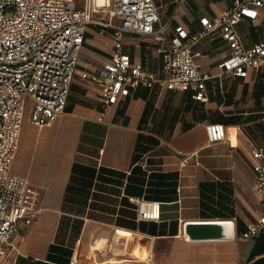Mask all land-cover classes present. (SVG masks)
<instances>
[{
    "label": "crops",
    "instance_id": "crops-1",
    "mask_svg": "<svg viewBox=\"0 0 264 264\" xmlns=\"http://www.w3.org/2000/svg\"><path fill=\"white\" fill-rule=\"evenodd\" d=\"M155 1L159 25L170 22L171 32L178 25L196 32L202 16L216 17L231 5ZM112 4L95 0L94 17L106 20ZM91 22L96 29L86 30L82 65L64 111L52 124L38 126L30 121L33 102L27 100L11 171L40 188L44 210L35 222L20 223L0 264H69L84 250L100 255L112 248L120 258L98 264L145 258L151 264H264V232L243 236L264 212L250 154L252 146L264 145V67L247 77L223 75L221 62L230 49L215 32L195 46L203 71L213 75L206 81L207 100L193 98V90L156 84L132 87L117 103L106 104L99 85L80 72L101 68L117 41L111 27ZM237 29L247 46L264 39V6L257 18L244 16ZM122 42L134 59L160 70L152 35L125 32ZM215 77L221 78L218 88ZM216 121L225 124L227 138L210 142L206 124ZM129 195L159 201L161 218L138 220ZM213 219H232L234 238L187 239L186 222ZM131 244L142 254L129 253ZM127 254L135 259L121 257Z\"/></svg>",
    "mask_w": 264,
    "mask_h": 264
},
{
    "label": "built area",
    "instance_id": "built-area-1",
    "mask_svg": "<svg viewBox=\"0 0 264 264\" xmlns=\"http://www.w3.org/2000/svg\"><path fill=\"white\" fill-rule=\"evenodd\" d=\"M216 17H201L203 27L190 32L183 25L171 32V23L160 24L155 0H113L106 20L94 17L95 0H0V254L5 255L10 238L21 222H35L44 210L42 191L25 177L11 171L17 154L28 98L32 99L30 121L52 124L64 111L72 79L80 62L87 22L113 29L116 48L108 62L97 70H82L81 76L99 85L106 104H114L132 87L193 90V98L208 99L206 81L195 46L219 32L229 52L221 62L222 74L247 77L264 67V39L247 46L237 29L244 17L257 18L264 0H230ZM125 32L149 34L157 42L162 67L153 71L122 48ZM210 142L227 138L224 123L208 122ZM257 191L264 194V145L250 149ZM137 219L159 220L161 203L129 195ZM264 232V212L248 224L243 236ZM77 255L69 264H78Z\"/></svg>",
    "mask_w": 264,
    "mask_h": 264
},
{
    "label": "water",
    "instance_id": "water-1",
    "mask_svg": "<svg viewBox=\"0 0 264 264\" xmlns=\"http://www.w3.org/2000/svg\"><path fill=\"white\" fill-rule=\"evenodd\" d=\"M184 232L187 239H232L235 236L232 219L195 220L186 222Z\"/></svg>",
    "mask_w": 264,
    "mask_h": 264
},
{
    "label": "rangeland",
    "instance_id": "rangeland-1",
    "mask_svg": "<svg viewBox=\"0 0 264 264\" xmlns=\"http://www.w3.org/2000/svg\"><path fill=\"white\" fill-rule=\"evenodd\" d=\"M86 27L90 31H95V29H96L95 28V24L93 22H87ZM80 57H81V55H80ZM156 60H157V62L161 61V59H159V58H157ZM81 65H82L81 63H78L77 67L81 66ZM158 65H159V63H158ZM211 81H212V83H213L215 88H218L221 85V78L220 77H215V78L211 79ZM113 244L114 243L112 242V244H111V246L109 248H112ZM102 246H103L102 249H104L105 245L102 244ZM131 248H132V244L129 246V249H131ZM82 252H83L82 255H80V254L78 255L80 264H83L85 262V260L88 261L87 262L88 264H98L99 261H101L103 259L107 260L106 258H108V257H110V258H112V257L120 258V255L114 254L113 248L112 249H108V251L102 252L100 255L98 254V252H95L94 249L93 250L89 249L87 251L84 250ZM121 257H127L128 259H130V258L135 259L134 256L132 257V254H130V255L128 254V256H121ZM148 259L149 258H145L144 260H141V261L134 260L135 262L134 261L130 262L129 260H127V261L132 263V264L133 263L151 264L150 260H148ZM106 264H125V261H123V262H113L112 261V262H108Z\"/></svg>",
    "mask_w": 264,
    "mask_h": 264
},
{
    "label": "bare ground",
    "instance_id": "bare-ground-1",
    "mask_svg": "<svg viewBox=\"0 0 264 264\" xmlns=\"http://www.w3.org/2000/svg\"><path fill=\"white\" fill-rule=\"evenodd\" d=\"M125 250V249H124ZM127 250V249H126ZM128 251H129V253H132V254H135L136 253V255H139V254H142V253H140V252H137V251H134V250H131V249H129L128 248ZM128 255V254H127ZM130 255V254H129ZM142 256V255H141ZM140 256V257H141ZM139 258V257H138Z\"/></svg>",
    "mask_w": 264,
    "mask_h": 264
},
{
    "label": "trees",
    "instance_id": "trees-1",
    "mask_svg": "<svg viewBox=\"0 0 264 264\" xmlns=\"http://www.w3.org/2000/svg\"><path fill=\"white\" fill-rule=\"evenodd\" d=\"M61 263H64V264H66V263H68V262L64 261V262H61Z\"/></svg>",
    "mask_w": 264,
    "mask_h": 264
}]
</instances>
